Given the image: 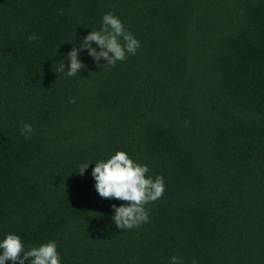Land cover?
<instances>
[{
    "label": "trees",
    "instance_id": "1",
    "mask_svg": "<svg viewBox=\"0 0 264 264\" xmlns=\"http://www.w3.org/2000/svg\"><path fill=\"white\" fill-rule=\"evenodd\" d=\"M108 12L137 53L109 67L85 49L76 77L56 72ZM116 151L164 178L130 230L91 176ZM9 233L26 249L54 240L61 264H264V0H0V240Z\"/></svg>",
    "mask_w": 264,
    "mask_h": 264
},
{
    "label": "clouds",
    "instance_id": "2",
    "mask_svg": "<svg viewBox=\"0 0 264 264\" xmlns=\"http://www.w3.org/2000/svg\"><path fill=\"white\" fill-rule=\"evenodd\" d=\"M32 34L29 41L37 40ZM95 45V47L93 46ZM99 49V51L97 50ZM140 48V42L126 30L121 20L111 12L105 13L99 30H91L82 37L79 45H73L66 53L67 68L63 60L57 61L56 72L65 73L68 77H76L86 65L79 59V53L87 50L89 56L100 65L113 67L118 61L123 62L129 54L135 55ZM74 103V100H70ZM35 129L31 124L25 123L20 128L25 139H31ZM90 163V162H89ZM89 163L81 164L80 175L84 174ZM150 169L147 165L131 159L124 151H116L106 160L95 162L91 176L95 180V190L100 197L116 199L122 203L113 208L112 220L120 230L138 228L149 220L147 205L160 199L165 191L164 178L157 175L155 178L148 175ZM61 264L60 255L54 240L41 243L38 246H29L27 249L21 238L16 234H6L0 240V264L18 262V264ZM169 264H184L183 259L173 255Z\"/></svg>",
    "mask_w": 264,
    "mask_h": 264
}]
</instances>
